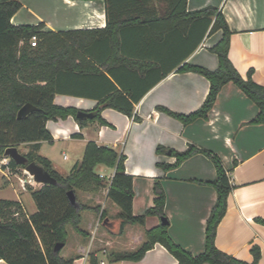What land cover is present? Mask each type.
<instances>
[{"label": "crops", "instance_id": "0c3cea01", "mask_svg": "<svg viewBox=\"0 0 264 264\" xmlns=\"http://www.w3.org/2000/svg\"><path fill=\"white\" fill-rule=\"evenodd\" d=\"M19 1L23 6L13 16L14 24L43 23V30L60 32L105 28L108 22L105 0ZM130 1L124 6L120 0L115 3V17L125 9H137V1ZM207 6L222 11L234 30L229 52L233 64L245 78L253 70V79L264 86V0H187L186 11ZM155 8L154 13H147L149 20L156 13L164 15L168 1L156 0ZM208 27L205 19L182 20L170 30L168 20L125 27L121 32V50L115 56L111 55L109 41L99 39L91 48L92 54L85 55L97 71L60 73L55 102L91 110L105 95L119 90L128 98L125 103L134 105L132 114L103 107L101 116L108 124L98 120L79 124L70 116L65 120H50L47 126L54 140L59 136L79 140L83 147L93 140L125 154L126 173L134 176L133 212L136 215L154 205L153 186L156 180H161L167 196L165 213L170 221L169 232L174 240L195 254L205 249L206 223L217 200L215 188L198 180H213L217 174L215 164L200 152L179 167L165 171L157 163H174L176 157L169 152L158 153L157 147L184 151L193 143L218 154L235 187L218 227L216 244L248 262L254 258L251 247L259 245L262 253L259 264H264V224L260 221L264 219V124L250 123L259 112L258 106L236 84L229 82L220 91L208 119L184 124L160 108L191 113L203 104L210 89L209 80L202 74L179 68L185 62L211 70L218 67V55L209 48L221 39L223 32L211 33V26ZM156 79L160 80L154 84ZM132 94L140 100L136 102ZM46 143L41 142L39 154L51 160L44 150ZM53 166L58 170L54 163ZM96 171L111 175L115 168L100 164ZM0 189L6 192L3 185ZM8 191L15 194L14 198H0L19 201L27 215L36 211L31 191L24 187ZM107 191L108 186L96 193H82L84 201L101 205L100 212H82L80 227L91 232V236L84 237L68 226V240L62 255L75 257L73 264H102V261L103 264H178L161 243H156L139 261L111 258L112 251L136 249L146 239L145 230L159 225L161 219L150 216L144 227L127 225L121 233L120 208L107 197ZM99 227L103 228L99 230ZM0 264L9 263L0 259Z\"/></svg>", "mask_w": 264, "mask_h": 264}, {"label": "trees", "instance_id": "16d2710c", "mask_svg": "<svg viewBox=\"0 0 264 264\" xmlns=\"http://www.w3.org/2000/svg\"><path fill=\"white\" fill-rule=\"evenodd\" d=\"M105 1L108 18L105 28L54 32L43 30V23L14 24L12 18L22 8V3L19 0H0V154H5V150L11 146L31 144V150L25 154L28 161L40 164L56 180L54 183L41 184L39 188L31 189L36 211L30 215L25 213L19 201L0 198V259L9 264H73L75 257L65 258L62 255L68 240V226L73 227L84 237L91 236V232L80 227L82 212L93 210L99 213L101 205H91L82 199L81 194L96 193L105 185L108 186L107 181L105 182L96 171L100 164L115 168L107 197L120 208L118 218L121 219V233L125 231L127 225L144 227L150 216L168 219L165 213L167 196L161 180H156L153 186L154 205L143 214H134V176L126 173V155L115 148L98 145L93 140L88 141L82 159L68 174L60 173L49 158L39 154L42 141L54 140L47 126L50 120H65L73 116L79 124H85L90 120L108 124L101 116L103 107H114L127 115L132 114L134 105L125 103L128 98L119 90L105 95L93 109L85 110L95 113L92 119H80L77 112L81 109L55 102L60 73L71 71L92 74L97 71L95 64L87 60L85 55L92 54L91 48L99 39L109 41L111 55L115 56V53L121 50V32L125 27L168 20L170 30L178 27L182 20L193 22L205 19L208 28L211 26V33L218 30L223 32L221 39L209 48L218 55V67L211 70L185 62L179 68L180 71L197 72L209 80L210 89L203 104L191 113L172 111L164 106L160 108L184 124H190L198 119H208L223 86L232 82L259 108L257 116L250 123L264 124V86L253 79V70H250L245 78L231 61L229 52L234 30L217 7L207 6L187 12V0H167V12L162 16L156 13L155 17L149 20L147 13L156 9L154 3L156 0H135L136 10L125 9L116 17L115 3L119 0ZM120 1L123 6L131 2ZM112 13L114 18H111ZM33 35L39 38L36 46L31 44ZM158 80L160 79H156L154 84ZM131 96L136 102L140 100L139 96L133 94ZM26 103L34 104L38 110L19 119L18 112ZM157 152H169L176 157L174 163H157L165 171L179 167L200 152L210 157L215 164L217 174L213 180H198L214 187L217 192V200L206 223L205 249L198 254L186 249L171 236L168 229L170 223L165 225L161 222L145 230L146 239L136 249L112 251L111 258L139 261L156 243H161L178 260V264H259L262 257L259 245L254 244L251 247L254 258L248 262L221 250L216 244L218 227L226 215L228 198L235 187L221 157L193 143L184 151L159 145ZM236 164L237 160L234 161V165ZM8 166L11 170L17 167L26 168V165L18 164L12 158L9 159ZM70 190L76 194L78 206L70 201L68 196ZM104 215L105 211L101 216ZM260 221L264 224V219Z\"/></svg>", "mask_w": 264, "mask_h": 264}, {"label": "rangeland", "instance_id": "374dc122", "mask_svg": "<svg viewBox=\"0 0 264 264\" xmlns=\"http://www.w3.org/2000/svg\"><path fill=\"white\" fill-rule=\"evenodd\" d=\"M83 146L84 145L82 141L64 139L63 137L59 136L56 140H53L52 142H47L44 146V150L48 152L52 160L51 161L52 164L54 163L55 166L58 168V170L60 169L63 172L69 173L71 168L78 161L82 159L83 153L81 155V151L82 150L85 151V147ZM18 148L19 151L25 155L31 150V144L23 143L19 145ZM66 155L67 158H65ZM4 156L5 154L3 155L0 154V166H1V159H3ZM6 158L10 159L11 157L10 158L6 157ZM11 172L12 173L9 176H5L0 169V185H3V188L6 189V192L5 191L3 192V190L0 189V197L14 198L15 194L9 192L8 190L14 191V189H20L21 187H23L24 183H25L24 188H26L29 191H31V189L34 188H39L41 185L40 183H37L34 180L33 176H31L23 167H17L16 169L11 170ZM104 187H106V185ZM102 228L103 227H99V230Z\"/></svg>", "mask_w": 264, "mask_h": 264}, {"label": "water", "instance_id": "95a60500", "mask_svg": "<svg viewBox=\"0 0 264 264\" xmlns=\"http://www.w3.org/2000/svg\"><path fill=\"white\" fill-rule=\"evenodd\" d=\"M35 110H38L37 106H35L32 103H26L25 105H23L20 108V110L18 112V118L19 119L24 118L29 113H31V112H33ZM94 116H95V113L91 112V111L79 110L77 112V117L80 118V119H86V118H91L92 119V118H94ZM5 156L6 157H11L18 164L26 165V168H25L26 171L31 176H33L34 180L37 183L46 184V183H54L56 181L55 178L48 171H46L40 164H38L37 162H34V161H32V162L28 161V158L26 157V155L22 154L19 151V148L16 147V146L8 147L5 150ZM68 196L70 198V201L74 205L78 206L76 194L74 193L73 190H70L68 192ZM105 222H108V220H106ZM161 222H162V224H165V225H168L170 223V221L166 217L161 218Z\"/></svg>", "mask_w": 264, "mask_h": 264}, {"label": "built area", "instance_id": "2783aa9c", "mask_svg": "<svg viewBox=\"0 0 264 264\" xmlns=\"http://www.w3.org/2000/svg\"><path fill=\"white\" fill-rule=\"evenodd\" d=\"M38 40H39L38 36L37 35H33L32 38H31V44L33 46H36L37 43H38ZM65 158H67V155L65 156ZM8 163H9V159L8 158L5 157V158L1 159L0 169H1L2 173L5 176H9L12 173L11 169L8 166ZM4 165L6 166L5 168H4ZM114 174H115V172H113L111 175H105L104 173H99L101 178H104V179L107 180L108 186L111 184V182L113 180V177H114ZM24 184H23V187H25ZM103 263H104V261H102V264Z\"/></svg>", "mask_w": 264, "mask_h": 264}]
</instances>
